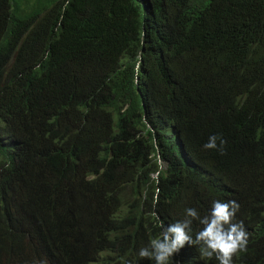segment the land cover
<instances>
[{
	"label": "trees",
	"instance_id": "1",
	"mask_svg": "<svg viewBox=\"0 0 264 264\" xmlns=\"http://www.w3.org/2000/svg\"><path fill=\"white\" fill-rule=\"evenodd\" d=\"M24 37L31 41L8 51ZM142 46L150 85L166 100L137 92ZM190 71L183 104L168 109ZM143 107L155 124L197 120L184 141L161 148L163 171L149 157L152 136L131 138ZM214 134L223 152L203 147ZM263 175L264 0H0V264L28 252L35 264H95L106 229L75 210L90 194L120 232L107 250L155 264L138 253L160 236V220L174 223L187 207L207 215L210 205L198 206L205 195L239 204L238 184L264 183ZM87 183L111 191L109 183H128L126 208ZM243 223L247 245L233 264H264V200ZM177 261L219 264L196 245Z\"/></svg>",
	"mask_w": 264,
	"mask_h": 264
},
{
	"label": "clouds",
	"instance_id": "2",
	"mask_svg": "<svg viewBox=\"0 0 264 264\" xmlns=\"http://www.w3.org/2000/svg\"><path fill=\"white\" fill-rule=\"evenodd\" d=\"M143 36V33H142ZM31 41V38L24 37L12 46L8 51L14 52L24 47ZM144 50L141 47L139 53ZM219 140V144L217 141ZM226 142L218 135H212L203 145L205 149H216L223 152V145ZM160 171H163L161 164ZM204 187L203 183H197ZM89 191L97 194L108 201L113 209L116 205L126 208V203L131 197V189L128 183H119L113 186L115 191L101 190L98 183H87ZM112 193L114 197L112 196ZM238 194L239 204L235 200L226 202L225 197L210 199L206 195L198 201V206L204 208L210 205V212L201 216L194 207H187L184 210L183 218L165 226L160 220V227L163 229L160 236L152 238L149 243L139 249V257L154 261L155 264H170V259L185 245H196L202 257H215L219 264H233V256L245 249L248 240V233L244 221L248 220L252 211L264 200V183H239ZM75 210L85 220L96 219L105 227L103 246L94 252L95 264L109 261V264H117L125 261L128 264L129 257L121 252L107 250L108 243L120 237V232L111 231L106 216L105 203L94 195H83L77 198ZM235 217V218H234ZM159 219V217H157ZM194 222L201 227L193 229ZM194 252V251H193ZM196 252L191 254L192 257ZM177 264H180L177 261Z\"/></svg>",
	"mask_w": 264,
	"mask_h": 264
},
{
	"label": "bare ground",
	"instance_id": "3",
	"mask_svg": "<svg viewBox=\"0 0 264 264\" xmlns=\"http://www.w3.org/2000/svg\"><path fill=\"white\" fill-rule=\"evenodd\" d=\"M207 14V13H205ZM208 15V14H207ZM139 61L135 65V85L137 87V92L145 99L149 96V98L152 101H158V100H166L168 97L160 98L158 94V87L155 86V89H153L150 85V70H153V67H148L142 62L141 53H139ZM175 62V66H173L172 70L176 69L180 62H181V56H175L173 58ZM160 61L164 62V58L160 57ZM191 73L188 72L179 82L175 92L172 94V97L167 100V107L168 109L172 108L173 105L175 107H178L182 105V94L181 90H184L185 84L183 82L186 81L187 76H189ZM158 75H153L152 80H157ZM184 93V92H183ZM142 104L144 105V100L142 101ZM185 113H179L178 115L183 118ZM116 119V118H115ZM194 121V123L197 121L195 120L192 115L189 116V120L185 123V127L182 126V124H175L173 121L166 119L160 124H155L150 120L147 116V111L145 107L142 108L141 114L136 115L135 119L131 120V131L134 132L133 139L141 138V141H146L148 144V135L152 136L153 140V148L151 149L149 153V157L155 159L158 163L159 169L161 167V164L164 167L169 166L166 160L162 159V152L161 148L168 146V149L174 146L176 143H180V141H184L186 139V134L189 132V125L187 123H190ZM135 123V124H134ZM250 124V123H249ZM248 124V125H249ZM220 136V135H218ZM221 137V136H220ZM222 138V137H221ZM219 144V140L217 142ZM145 144V145H147ZM188 163H192L190 159H187ZM158 175V172L155 173V177ZM257 179H260L259 181H264V175L259 176Z\"/></svg>",
	"mask_w": 264,
	"mask_h": 264
},
{
	"label": "rangeland",
	"instance_id": "4",
	"mask_svg": "<svg viewBox=\"0 0 264 264\" xmlns=\"http://www.w3.org/2000/svg\"><path fill=\"white\" fill-rule=\"evenodd\" d=\"M111 186L118 185V183H109ZM35 255V252H28L26 254V258H12L9 261V264H35L34 260L32 259V256Z\"/></svg>",
	"mask_w": 264,
	"mask_h": 264
}]
</instances>
